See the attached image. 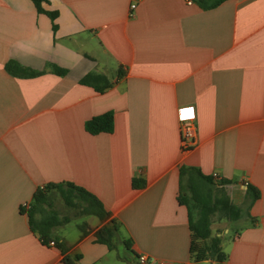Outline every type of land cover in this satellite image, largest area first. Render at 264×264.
<instances>
[{
    "label": "crops",
    "instance_id": "crops-1",
    "mask_svg": "<svg viewBox=\"0 0 264 264\" xmlns=\"http://www.w3.org/2000/svg\"><path fill=\"white\" fill-rule=\"evenodd\" d=\"M43 7L58 13L56 31L31 0H0V264H139V255L165 264H264V0L210 9L193 0ZM9 61L41 73L12 76ZM88 73L110 86L99 93L81 84ZM179 108L196 127L189 150L181 148ZM104 113L113 115V131L89 134L85 122ZM180 168L211 178L241 209L215 235L222 262L190 254L195 214L179 196L188 179ZM133 179L143 186L134 189ZM60 183L92 194L109 217L86 216L73 227L69 219L52 230L60 246L49 247L22 207L37 189ZM109 220L118 227L113 249L94 236ZM117 245L124 250L114 254Z\"/></svg>",
    "mask_w": 264,
    "mask_h": 264
},
{
    "label": "trees",
    "instance_id": "trees-1",
    "mask_svg": "<svg viewBox=\"0 0 264 264\" xmlns=\"http://www.w3.org/2000/svg\"><path fill=\"white\" fill-rule=\"evenodd\" d=\"M199 7L210 9L218 6L225 0H193ZM37 13L45 14L51 21V28L56 31L55 19L58 16L56 11L47 10L43 5L48 4L50 0H31ZM5 70L12 76L16 77H34L41 72H35L25 68L15 61H9L5 64ZM52 71L58 76H64L67 73L66 69L53 65ZM79 82L84 85L92 86L97 92L102 93L110 86L108 79L97 73H88L83 76ZM85 130L91 135L100 133H111L113 131V115L104 113L87 120L84 124ZM193 173L202 178V184L198 183L193 176ZM180 178L188 175V179L183 184L179 185V196L182 193L189 191L190 196L183 198L187 205L189 199H192L198 205V216L195 220L189 221L190 235V254L195 262H201L207 259H214L217 262H222L225 259L224 253L220 249V238L210 236L211 217L216 211H222L229 220H237L241 217V209L232 204L225 194L218 189L219 196L214 197L209 190L213 187L211 178L202 176L198 170L190 168H180ZM226 182H219V185ZM144 182L142 180H132L134 189L141 188ZM54 189L59 193L65 206L78 210V216H96L101 222L108 219L109 213L105 210L100 201L86 190L75 186L71 183H60L45 186L37 189L33 195L30 206L26 211L28 224L33 233H36L40 241L47 245L50 241H54L60 246L58 240L52 236V230L68 222V218H61L58 213L52 208V204L48 200L47 193ZM188 190V191H187ZM257 190L251 186H247L246 196L251 201L256 200L259 195ZM182 198L178 201L183 204ZM20 212L25 213L23 209ZM81 228V227H80ZM118 227L113 220L107 221L94 233L95 240L99 244L106 245L109 249H113V240L116 237ZM127 245V242H125ZM65 264H70L67 258H64Z\"/></svg>",
    "mask_w": 264,
    "mask_h": 264
},
{
    "label": "rangeland",
    "instance_id": "rangeland-1",
    "mask_svg": "<svg viewBox=\"0 0 264 264\" xmlns=\"http://www.w3.org/2000/svg\"><path fill=\"white\" fill-rule=\"evenodd\" d=\"M188 191V190H187ZM209 192L211 193V195H213L214 197H218L219 196V191L218 189L215 188H211V190H209ZM183 198H187L188 196H190V192L188 191L187 194L186 193H182ZM188 199V198H187ZM51 200V204H52V208L60 215L63 217H66L68 219H71L70 221V226H74L75 224H80L83 221L87 220L88 217L86 216H78V210L77 209H72V208H68L67 206H65L63 200L61 199L60 195L58 192H53V194L50 197ZM189 202L192 204V211L194 212V218H197L198 216V205H196V203L192 200L189 199ZM193 218V220H195ZM211 227H210V236L213 235L215 236L216 234L221 235L220 233L223 231L224 228H226L227 226L230 225L231 220L228 219V217L222 212V211H216L212 217H211ZM220 237V236H219ZM124 250V247L122 245H117L116 246V250L115 253L119 250Z\"/></svg>",
    "mask_w": 264,
    "mask_h": 264
},
{
    "label": "built area",
    "instance_id": "built-area-1",
    "mask_svg": "<svg viewBox=\"0 0 264 264\" xmlns=\"http://www.w3.org/2000/svg\"><path fill=\"white\" fill-rule=\"evenodd\" d=\"M188 4H191V1L187 2ZM135 8V5H131V11H133ZM130 16H132V12L130 13ZM178 120H179V131H180V139H181V148L183 150H189L190 148L193 147L194 141H195V131L196 127L192 119H190L185 110L183 108H179L178 110ZM214 179H217L216 174H213L212 176ZM29 204H24L23 209H28ZM49 247H55L56 244L54 241H50L47 244ZM137 260L139 264H165L164 262L161 261H154L145 255H139L137 257Z\"/></svg>",
    "mask_w": 264,
    "mask_h": 264
}]
</instances>
